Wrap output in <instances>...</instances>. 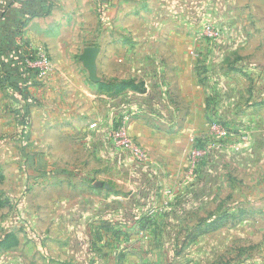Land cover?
Returning <instances> with one entry per match:
<instances>
[{
	"label": "rangeland",
	"instance_id": "rangeland-1",
	"mask_svg": "<svg viewBox=\"0 0 264 264\" xmlns=\"http://www.w3.org/2000/svg\"><path fill=\"white\" fill-rule=\"evenodd\" d=\"M92 1L98 4L95 3V13L99 19L97 37L96 32L92 33L89 27L81 26L71 30L65 28L72 24L68 12L65 13L67 18L62 22L63 31L67 35L51 38L49 34L57 29L53 27L51 30L46 24L47 35L43 39L34 35L31 39L26 38L24 30L16 37L15 43L20 49L33 52L32 62H35L38 53L41 52L48 61L43 71L37 68L32 70L37 71L36 78L23 86L24 96L8 86V78L0 70V264H86L85 259L80 258L78 261L76 258L80 253L79 248L64 249V245L72 241L75 232L72 226L68 228V223L63 221V218L72 214L67 205H81L82 201L80 195L65 191L73 190L81 182L77 180L76 175L89 172L91 160L101 161L110 156L125 160V151L110 140L114 132L111 129H116L121 124H124L126 134L145 155L144 160L134 162L146 163L148 160L147 151L130 135L127 119L122 120L121 115H118L112 122H107L114 110L121 107L120 103L117 104L113 100V94H105L104 98H98L99 111H106L108 116L97 118L95 127L99 129V135L102 128L106 127V130L103 137L101 136L102 140L98 141L97 148L95 147L94 142L79 128L83 117L80 92L71 84L72 82L63 80L61 74L64 71L57 67L59 61L74 60L75 64L66 70L73 72L76 67V70L83 73L87 87H93L94 84L88 79L79 62V55L87 46H100L103 48L98 57L101 75H107L108 70L119 73L123 70L124 74L129 75L130 85L138 87L144 59V52L137 48L144 43V37L138 31L144 26L143 21L137 18L115 20L113 17L111 41L120 46L121 50L106 52L104 44L108 41L103 34L106 31L107 18L110 19L112 13L105 17L107 13L105 3L101 0ZM218 11L219 8L211 6L209 13L215 15ZM127 13L130 16V13ZM47 16L49 15L41 16L45 23H49ZM200 16L197 9L193 21L195 43L192 48L197 51L205 45L215 43L221 37L219 28L212 21L200 23ZM35 18L38 19L40 16L31 18L27 25ZM182 19L181 23L178 21V27H189V23L186 25L184 15ZM206 23L219 32L218 38L201 35ZM171 24L175 23L170 20L163 21L164 26L169 27ZM160 39L164 42L168 37L162 35ZM67 48H71L72 51ZM189 55L197 59L194 69L198 78H201L198 81H204L202 80L206 73L202 64L204 53L191 51ZM109 60H123L126 68H109L105 63ZM217 70L216 67L215 72ZM223 70L228 74L230 84L225 89V99L220 101L221 105H218L216 100H210L209 85L199 82L203 92L208 89V96L202 103L206 111L202 117L205 128L192 133L183 132L174 141L168 137L170 133L167 129L160 133L161 136L159 135V152L156 150L153 152L166 161L172 158L173 152L175 157L184 163L179 170L172 174L169 172L164 177L163 205L170 206L179 201L195 207L189 210V215L183 218L182 222H179L181 235L185 233L187 235L195 227V239L198 237L195 243L187 246L182 239L176 243L180 235L177 237L170 235L172 231L169 227L170 222L166 224L167 229H164L167 233L164 243L154 245V250L160 258H163L166 251L171 253V264H264V66L260 62L250 64L243 60H231L225 64ZM110 81L105 80V83L109 82L105 84L109 88L112 84ZM161 91L164 98L160 100L159 105L169 110L173 104L169 100V91L163 89ZM100 94L101 92L98 95ZM196 103L197 107L201 108L202 105H198L197 101ZM218 108L224 112L222 117L215 115ZM244 109H252L251 115L239 117L238 111ZM26 111L28 113H25ZM224 114L230 118L235 115L239 123L244 120L245 124H262V130L258 129V132L253 130L257 135L255 137H259L256 139L258 153L254 156L256 166L246 164L239 172L232 166L231 168L224 167L226 164L218 165L220 151L243 152L248 150L251 144L250 133L245 125L240 133L228 131L233 134L230 138H239L235 143L229 141L228 137L220 139L211 132L210 127L215 122L223 128H229L221 119H224ZM191 137H195L194 147L201 153L196 158L198 163L192 173ZM216 143L221 144L219 149L215 147ZM104 144L110 145L106 146L107 151L103 149ZM235 145L237 148L233 150ZM210 157L214 159L212 165L207 163ZM248 165L253 168L248 169ZM104 167L103 163H99L100 171L103 172ZM201 177L207 179V188L204 184L206 193L186 196L183 192L182 195H178V187L183 189L199 187L202 184ZM103 180V184L112 183V180ZM87 182L88 190L92 191V183H89L91 181ZM202 206L205 209L203 211ZM178 228L176 226L175 229ZM180 253L182 255L177 258Z\"/></svg>",
	"mask_w": 264,
	"mask_h": 264
},
{
	"label": "crops",
	"instance_id": "crops-1",
	"mask_svg": "<svg viewBox=\"0 0 264 264\" xmlns=\"http://www.w3.org/2000/svg\"><path fill=\"white\" fill-rule=\"evenodd\" d=\"M47 3L49 23H45L41 16L38 19L35 18L23 28L26 38L31 39L34 35L43 39L47 35L48 26L51 30L53 27L57 29L49 34L51 38L67 35L63 31L64 23H62L67 18L66 12L72 24L65 28L71 30L84 26V28L89 27L92 33L97 31L99 25V19L95 13L97 2L95 5L92 0H47ZM102 3L107 6L105 17L112 13L111 18H107L109 22L106 21V31L103 34L108 41L104 44L106 52L121 50L120 46L111 41L113 17L115 20L137 18L143 21L144 26L138 31L144 37V43L137 47L144 52L141 81H138V87L130 85L129 75L124 74L123 70L120 73L108 70L107 75H101L98 57L103 48L100 46H94L98 47L100 52L96 60V75L99 80L91 81L94 84L93 87H87L83 73L76 70L75 66H73L75 67L73 72L66 70L75 64L74 60L59 61L57 67H61L64 71L61 74L63 80L72 82L71 84H74L76 90L80 92L83 117L79 128L89 140L94 142L95 147L97 148V143L102 140L101 136L103 137L106 130V127L102 128L99 135V129L95 127L97 118L108 116L106 111H99L98 98L113 94V100L117 104L120 103L121 107L114 110L107 122H112L118 115H121L122 120L127 119L130 135L147 151L148 160L146 163L134 162L126 154H124L125 160L112 156L101 161L94 159L95 161H90L89 172L76 175L77 180L81 182L73 190L68 188L69 191L65 192L80 195L82 201L81 205H67L72 214L70 217L63 218V221L68 223V228L72 226L75 232L72 241L68 245L65 244L64 249L79 248L78 257L75 255L74 257L78 258V261L80 258L85 259L86 264H171V253L166 251L163 258H160L154 250V245L164 243V237L167 235L164 229H167L166 224L170 222L169 227L172 230L170 235L172 237L180 235L176 243L181 239L187 246L195 243L198 239V237L195 239V227L187 235L186 233L181 235L179 225V222L189 215V210L195 207L179 201L170 206L163 205L164 177L169 172L172 174L179 170L184 163L175 157L173 152L172 158L167 161L153 152L155 150L159 152V135L161 136L160 133L167 129L170 133L168 137L174 141L183 132L192 133L205 128L202 117L206 111L202 103L208 96V89L203 92L201 82L209 85L210 100H216L219 105L220 101L225 99L224 92L230 84L228 74L225 70L222 71L226 63L231 60H243L250 64L260 62L264 66V0H106ZM211 6L219 8L217 14L209 13ZM197 9L201 14L200 23L212 21L221 31L220 39L201 47L199 51L192 49L195 43L193 21L196 18L194 16ZM183 15L189 27L179 28L178 21L181 23ZM164 20L173 21L175 24L169 27L164 26ZM95 35L97 37V32ZM162 35L168 37L164 42L160 39ZM67 49L72 51L71 48ZM191 51L204 53L202 61L206 72L202 77L204 81H198L201 78H198L194 69L197 59L190 57ZM105 63L112 69L126 68L123 60H109ZM216 67L217 72H215ZM108 79L113 81H110L112 83L110 88L106 86L109 82L105 83ZM161 89L169 91V100L173 103L169 110L159 105L160 100L164 98ZM99 92H101L100 95H98ZM196 101L198 105H202L201 108L197 107ZM251 111L252 109H244L241 112L238 111L237 115L249 116ZM233 112L235 114L236 111ZM223 113L222 109L218 108L215 115L222 117ZM223 116L224 119H221L228 125L229 132L240 133L245 125L250 133L251 144L249 149L243 152L220 151L218 165L226 164L224 167L232 166L239 172L246 164L251 163L256 166L254 156L258 153L256 139L259 137H255L257 135L254 131L262 130V124H245L244 120L239 123L235 115H232L233 118L226 114ZM105 118L103 119L107 120ZM232 135L229 133V141L235 143L239 140L237 137L230 138ZM239 144L240 142L237 145ZM103 146V149L107 151L106 146L110 145ZM213 160V157H210L207 163L212 165ZM99 163L105 166L103 172L98 169ZM251 165L247 166L248 169ZM211 168L214 167L211 166ZM103 179L112 180V183L103 184ZM87 181H91L89 183H92V191L88 190ZM201 182L200 189L199 187L194 189L178 187L179 194L175 193L182 195L185 192L186 196L195 195V193L204 194L206 193L204 184L206 187L207 179L202 178ZM95 183H101L102 186L94 187ZM203 210L205 209L202 206L201 211ZM176 226L179 228L175 229ZM70 244L74 246L71 247ZM181 255L180 253L177 258Z\"/></svg>",
	"mask_w": 264,
	"mask_h": 264
},
{
	"label": "trees",
	"instance_id": "trees-1",
	"mask_svg": "<svg viewBox=\"0 0 264 264\" xmlns=\"http://www.w3.org/2000/svg\"><path fill=\"white\" fill-rule=\"evenodd\" d=\"M105 1L101 0V2ZM3 2L4 5H0V70L8 78V86L22 94L23 86L36 78L37 71L26 68L24 50L16 45L15 39L21 35L31 18L48 15L49 7L47 0H3ZM31 55L33 58V52Z\"/></svg>",
	"mask_w": 264,
	"mask_h": 264
},
{
	"label": "built area",
	"instance_id": "built-area-1",
	"mask_svg": "<svg viewBox=\"0 0 264 264\" xmlns=\"http://www.w3.org/2000/svg\"><path fill=\"white\" fill-rule=\"evenodd\" d=\"M0 5H4L3 0H0ZM214 27L210 25L209 23L204 24V27L202 29V36H208L209 38H218L219 32L213 29ZM31 50L26 51L24 49V63L27 66V68L34 69L37 68L39 71H43L46 69L48 65V61L44 53H38L37 59H35V62H32L31 59ZM114 132L112 133L110 140H112L116 146L121 148L125 151V154L129 156L130 159L133 161H142L145 159L144 153L140 150V148L130 139V137L125 132L124 124H121L116 129H111ZM210 130L212 133L216 134V136L220 139H226L229 135V130L226 128H223L219 123L215 122L211 125ZM112 132V131H111ZM190 142L193 145V149L191 151L192 160H191V173L196 169V165L198 161L196 160L197 157L201 154L198 149H196L194 146L196 145V140L194 137H191ZM195 143V144H194ZM215 147L219 149L221 147L220 143H216ZM237 146L235 145L233 147V150H236Z\"/></svg>",
	"mask_w": 264,
	"mask_h": 264
},
{
	"label": "water",
	"instance_id": "water-1",
	"mask_svg": "<svg viewBox=\"0 0 264 264\" xmlns=\"http://www.w3.org/2000/svg\"><path fill=\"white\" fill-rule=\"evenodd\" d=\"M100 49L98 47H86L79 56L83 68L87 71L88 78L92 82H97L99 78L96 75V60ZM101 183H95L94 187H101Z\"/></svg>",
	"mask_w": 264,
	"mask_h": 264
}]
</instances>
